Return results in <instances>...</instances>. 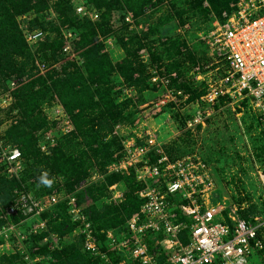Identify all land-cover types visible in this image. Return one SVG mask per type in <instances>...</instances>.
Returning a JSON list of instances; mask_svg holds the SVG:
<instances>
[{"label": "trees", "instance_id": "trees-1", "mask_svg": "<svg viewBox=\"0 0 264 264\" xmlns=\"http://www.w3.org/2000/svg\"><path fill=\"white\" fill-rule=\"evenodd\" d=\"M51 1H53L52 8L58 20L57 25L53 21L40 19L38 16L29 19L24 17L31 11L40 12L50 8ZM204 1L208 2L207 7H203ZM233 1L235 0H192L190 4L203 8L207 13L216 14V18L223 21L222 11L230 10L229 4ZM160 2L162 0H81L80 2H73V0H0V86L7 89L10 81H14L12 96L20 115L16 124L0 132V140L4 144L16 146L22 158L32 159L34 165L32 171L27 168L26 162L25 165L23 162L21 175L15 177L5 174L4 165L0 162V207L3 208L2 212L4 211L0 217V226L8 222L19 226L28 217L21 211L16 215L8 216L5 210L14 204L21 194L26 193V181L30 177H34L39 183L44 170L49 175L51 173L63 174L66 189L71 193L78 186L83 188L81 182L87 176V168L84 166L81 154L72 155L73 153L66 150L60 142L47 154L37 146L36 132L47 125L41 106L52 95L55 94L59 98L70 119L72 128L67 135L70 137L69 140H82L80 144L84 145L90 155L96 158V163L104 169L121 155V142L113 136L112 129L115 124L126 119L124 107L116 101V94L119 90H113L115 86L113 73L120 75L127 82L124 85L131 89L135 87V83L146 76L155 92L153 99L155 101L161 95L162 89L156 85L159 82L151 81V69L153 68L170 80L169 87L182 90L188 95L186 103L194 102L205 92L204 81L185 79L182 70L173 71L162 67L163 64L159 62L160 57L157 51L152 49L148 29H145L141 35L135 33L134 36L120 35L115 38L124 52V56L118 60H114L105 50V44L100 37L117 36L111 24L115 10L123 11L121 23L125 25L124 29H128L129 24L124 20L127 12H132L133 17L137 19L140 14L146 13ZM77 4H83L86 10L96 12L97 17L91 19L87 14L78 13ZM60 25L66 29L61 30ZM25 26L29 30H42L45 33L43 40L29 46L23 32ZM47 28L54 30V34L51 35ZM64 31L71 32L72 36L66 37ZM130 43L135 47L130 48ZM66 45L70 47L68 51L64 50ZM141 49H145L146 57L140 53ZM202 50L206 54L203 43ZM38 58L44 60L43 73L35 65ZM207 60L208 57L205 55L203 61L207 62ZM172 72L177 75L172 76ZM193 84L201 86V90L194 92ZM129 101L126 102L129 103ZM224 101V98H220L218 103L214 104V111L225 104ZM169 104L175 105L173 102ZM242 105L248 106L247 99L242 101ZM242 109L237 108L234 112L240 113ZM246 109L255 114L259 132L264 141L260 131L259 116L250 107ZM191 116L193 113L189 111L184 114L183 126H185L186 119ZM109 132L112 136L104 140ZM113 144H116V148L111 150L110 147ZM164 148L171 158L188 154V152L178 154L176 150L172 152L167 146ZM204 160L207 162L206 159ZM119 181L125 186L120 201L105 203L101 206L93 202L84 210L81 207L87 215V220L94 226V233L100 241V249L105 251L112 261L119 260L120 255L108 250L105 243L106 231L113 229L117 238L126 234V220L144 202V199L137 194L143 184L136 180L132 168L128 173L107 170L103 180L98 184L85 186L73 195L80 206L86 196L96 201L106 194L110 185ZM212 201H215L213 196ZM66 205L65 201L57 206L65 212ZM260 213L262 214L254 205L239 210L240 216L245 219H250L253 215ZM47 214L44 210L39 215L40 219L45 220V227L35 233L26 231V229L23 232L26 236L23 241L32 255L35 253L41 256L49 255V264H105L101 257L93 256L83 249L81 233L77 232V239L73 242H62L65 236L75 228L77 229L79 225L76 221L72 222L68 212L62 214L57 211L51 218ZM50 233L57 235L59 239L57 246L50 242L48 238ZM34 247L36 250L32 252ZM261 252H264V249L256 251L253 256H258ZM21 257L19 253L3 254L0 262L2 264H22L24 262ZM164 257L165 254L161 253L158 257L159 263ZM43 260L37 264H46Z\"/></svg>", "mask_w": 264, "mask_h": 264}, {"label": "built area", "instance_id": "built-area-1", "mask_svg": "<svg viewBox=\"0 0 264 264\" xmlns=\"http://www.w3.org/2000/svg\"><path fill=\"white\" fill-rule=\"evenodd\" d=\"M229 9L222 11L223 21L216 18L212 27L199 36L208 60L205 64H197L192 75L194 80L205 82L206 90L194 103L197 107L204 105L206 109L201 111L197 108L193 116L186 119L185 127L193 129L198 124L204 125L205 117L213 113L214 104L220 98L225 99L232 111L242 109V101L247 99L248 106L259 116L264 138V0H238L231 2ZM76 11L89 15L91 19L97 17L96 12L86 10L83 4H77ZM124 20L129 25L134 24L132 12H127ZM23 29L25 39L30 40L31 45L43 40L45 33L42 30H29L26 26ZM65 36L72 34L66 31ZM69 49V45L64 48ZM140 53L146 57L145 49ZM39 70L44 72V63ZM151 72V81L159 82L156 85L162 89L150 107L153 108L151 114H156L169 102L188 104L187 94L169 87L170 80L160 75L156 68ZM171 75L176 76L175 72ZM14 86V81H10V89ZM69 125L71 130L72 125ZM117 127L114 134L118 132ZM49 140L50 144L54 142L46 135L45 142L39 145L45 154L50 151L47 146ZM121 145V155L107 166V170L128 173L132 168L136 180L143 184L137 194L144 202L126 220V234L117 238L113 229L106 231L108 250L120 255L119 260L112 261L100 249L94 226L87 220L76 198L67 194L65 201L73 221L79 224L76 231L83 235L85 251L101 257L105 264H253L251 256L264 249V212L245 219L239 214L244 205L226 206L212 201L214 180L203 157L193 152L171 158L158 134L152 131L142 136L121 138ZM16 152H19L18 156ZM0 162L8 176L21 175L23 158L20 150L4 144L2 140ZM259 178L264 197V171H259ZM109 189L112 201L122 199L123 193L116 189V184L110 185ZM58 199V193H52L47 201L51 205ZM45 207L43 199L21 194L14 204L6 208L5 214L11 216L21 211L27 216L40 215ZM38 225L41 226L29 232L35 233L45 227V220H40ZM18 228L8 222L0 227V232L15 230L17 241L24 240L26 236ZM54 242L57 244L56 239ZM5 253L0 245V257ZM21 253L25 264H37L43 259L36 253ZM161 253L165 257L159 263Z\"/></svg>", "mask_w": 264, "mask_h": 264}, {"label": "rangeland", "instance_id": "rangeland-1", "mask_svg": "<svg viewBox=\"0 0 264 264\" xmlns=\"http://www.w3.org/2000/svg\"><path fill=\"white\" fill-rule=\"evenodd\" d=\"M80 1L73 0V2ZM191 1L162 0V2L151 7L146 13L140 14L137 19L134 18V24L129 25L128 29H124L123 26L125 25L121 23L123 11L121 9L115 10L112 14L111 24L117 36L107 35L100 37L105 44V50L114 60H118L124 56V52L115 38H118L120 35L130 36L131 34V36H134L135 33L141 35L145 29H148L152 49L157 51L160 57L159 62L163 64L162 67L173 71L177 69L182 70L185 79H193L192 70L194 67L197 64L207 63L203 61L206 54L202 50V42L199 36L209 30L208 28L212 26L217 15H214L212 12L207 13L203 8L191 5ZM236 1L238 0L233 2ZM52 2H50V8L40 12L31 11L26 15V18L38 16L40 19L53 21L57 25L58 20L52 8ZM207 6L208 2L204 1L203 7ZM60 28L61 30L66 29L62 25H60ZM47 29L51 35L54 34V30ZM26 42L31 46L30 40H26ZM129 47L133 48L135 45L130 43ZM43 61L40 58L36 59V67H42ZM112 76L115 84L113 90H119V93L116 94V101L122 104L126 116L125 121L117 124L118 132L116 134L113 131L117 125L115 124L112 129V134L118 139L117 141L121 142V138L124 137L142 136L147 131L156 132L158 139L164 146L170 148L172 152L174 150L178 154L196 152L207 160L209 166L212 167L211 175L213 176L215 187L212 196L215 201L224 203L226 206L232 204L236 206L244 205L245 207L254 205L257 211L264 212L263 189L259 178V171H264V141L260 135L255 114L251 110L246 109L249 108L248 106H243L242 112L237 113L232 111L231 107L225 103L205 117L204 125H196L191 129L182 125V117L188 111L194 113L197 108L203 111L206 109V106L200 105L197 107V104L194 102H189L188 104L178 102L176 105L167 103L161 106L156 114H151L153 108L151 109L150 107L155 102L153 100L155 92L152 90V86L146 76L135 83L133 89L124 85L127 82L116 72ZM192 88L194 92H197L202 87L198 84H193ZM13 89H10V83L7 89L0 86L1 133L11 125L16 124L18 118H20L19 109L14 105ZM128 100H130L129 103H127ZM41 107L47 125L36 132L38 137L37 146L45 142V136L47 135L54 140L51 143L52 145L50 144V140L47 145L50 151L60 142L66 150L73 153L72 155H75V153L81 154L84 166L87 168V176L82 181L83 183L81 182L83 188L85 186L96 185L102 181L104 173H107L106 166L103 169L100 164L96 163V158L90 155L83 144H80L82 140H69L70 137H67L70 130L68 127L70 119L62 107L59 98L54 94L49 99H46ZM112 134L109 132L104 140L109 139ZM115 148L116 144L110 147L111 150ZM23 162L24 165L26 162L27 168L33 171L34 165L32 159L26 160L24 158ZM49 178H54V183L51 187H45L37 183L34 177H30L26 181V193L23 194L43 199L47 205L45 210L49 218L59 211L62 214L68 212L72 219V214L67 205L65 212L57 205L65 202L67 194L74 195L75 192L83 188H79L78 186L71 193V191L69 192L66 189V181L63 174L51 173ZM116 189L122 191L123 189L125 190V186L119 181L116 183ZM111 192L108 187L106 194L96 201L86 196L79 206L80 209L81 207L83 210L86 209L93 202L97 206L113 202L111 200ZM52 193H58L59 199L57 203L50 205L47 200ZM2 209L0 207V217L4 214ZM40 220L43 219H40L39 215H30L19 225L18 231L23 233L25 229L26 231L32 228L37 229L41 226L38 225ZM72 222H74L73 219ZM2 232H0V245L2 251L6 252L5 254L19 253L22 255L21 251L29 255L31 254L22 239L17 241L16 235L18 234L15 230H12V232ZM76 235L77 231L75 228L65 236L62 242H73L77 239ZM48 238L54 246L59 244V239L55 233H50ZM54 239H56L57 244H55ZM33 250H36V247ZM42 256L43 261L49 264V255ZM251 261L253 264H264V252H261L258 256L252 255Z\"/></svg>", "mask_w": 264, "mask_h": 264}, {"label": "clouds", "instance_id": "clouds-1", "mask_svg": "<svg viewBox=\"0 0 264 264\" xmlns=\"http://www.w3.org/2000/svg\"><path fill=\"white\" fill-rule=\"evenodd\" d=\"M15 155L18 156L19 152H16ZM39 183L45 187H51L54 183V178L50 179L49 173L44 171L39 178Z\"/></svg>", "mask_w": 264, "mask_h": 264}, {"label": "bare ground", "instance_id": "bare-ground-1", "mask_svg": "<svg viewBox=\"0 0 264 264\" xmlns=\"http://www.w3.org/2000/svg\"><path fill=\"white\" fill-rule=\"evenodd\" d=\"M177 75V74H176ZM157 84V83H156ZM242 114V113H241ZM240 116V115H239Z\"/></svg>", "mask_w": 264, "mask_h": 264}]
</instances>
